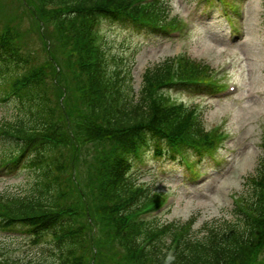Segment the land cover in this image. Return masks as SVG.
Masks as SVG:
<instances>
[{
	"label": "trees",
	"instance_id": "trees-1",
	"mask_svg": "<svg viewBox=\"0 0 264 264\" xmlns=\"http://www.w3.org/2000/svg\"><path fill=\"white\" fill-rule=\"evenodd\" d=\"M34 1L36 14L30 12L39 27L45 20L52 21L53 39L63 41L71 52L58 66L53 60L44 61V56L35 63V54L24 48L19 32L12 30L15 25L0 28V99L6 106H15L12 116L0 122V141H4L0 143V167L26 143L40 140L23 164L30 178L28 191L24 196L0 195L4 199L0 229L27 233L25 237L33 236V241L50 240L60 249V257L64 255V264H84L75 250L85 251L92 243L105 247L112 236L125 249L123 264H264V248L260 254L264 245V161L251 177L250 192L234 200L231 219L210 221L200 238L190 234L193 218L184 224L165 225L171 234L182 226L186 232L167 262L163 261V226L147 221L123 230L139 203L161 199L159 189L155 190L160 193H151L136 183L137 171L130 174L141 151L176 161L184 178L191 179L205 171L203 161L215 159L220 147V130L206 129L185 106H170V96L162 92L171 80L170 62L148 68L135 97L128 68L112 73L106 66L105 48L103 53L91 49L90 28L97 17L138 28L150 37L154 36L152 28L168 31L177 27L180 21L169 17L167 0L136 7L130 6L137 0H42L39 8ZM220 1L229 8L233 2ZM62 9L71 11L62 13ZM41 40L46 48L49 40ZM89 60L94 62L87 67ZM70 64L73 73L60 71V66L68 70ZM210 72L209 66L183 57L174 76L197 82L182 84L180 89L213 91L220 86L213 85ZM73 79L76 92L82 95L78 97L82 109L71 103L76 101ZM9 92L14 93L11 99L6 97ZM82 214L86 220L80 223L74 216ZM93 216L100 222L98 232ZM147 237L154 241L138 251ZM92 262L88 256L85 264Z\"/></svg>",
	"mask_w": 264,
	"mask_h": 264
},
{
	"label": "rangeland",
	"instance_id": "rangeland-1",
	"mask_svg": "<svg viewBox=\"0 0 264 264\" xmlns=\"http://www.w3.org/2000/svg\"><path fill=\"white\" fill-rule=\"evenodd\" d=\"M37 1L39 8L42 0ZM197 2L198 0H167L169 17H195V26L186 38L153 40L139 30H122L120 25L106 26L98 37V44L104 45L106 66L111 68V72L128 68L135 97L143 84L145 71L168 64L173 58L185 56L209 66L211 70L219 67L228 69L220 73L218 79L224 83L230 82V86L234 85L231 96L203 97L206 99L199 100L200 97H188L180 93L172 95L177 98L172 102L173 105L181 102L184 105H196L205 128L210 129L220 124L228 134L216 160L209 159L202 163V167L208 172V178L186 185L179 176L181 168L177 164L149 156L146 167H150L151 172L140 174L137 179V184H143V188L149 184L150 191L160 189L167 193L170 190L167 204L157 212L158 215L155 216V212L148 215H154L161 225L184 224L193 218L190 234L194 238H200L206 233L204 228L210 221L232 218V198L245 196L250 192L251 177L257 175L258 168L264 161V0L246 1L242 18L245 32L236 38H233L231 32L236 31L237 26H229L220 7L207 19L197 14L201 9ZM45 5L47 6L46 3ZM0 8V28L14 24L16 29L12 27V30L19 32V42H22L24 48H29L35 54V63L41 62V56H44V61L50 59L57 66L62 64V57L71 51L63 41L53 39L54 29L50 26L52 21L45 20L43 27H39L38 21L30 12L36 14L34 0H0ZM236 22L238 20L235 25ZM44 37L49 40L46 48L41 40ZM59 68L65 75L74 72L71 64L68 70L63 66ZM56 70L59 71L58 68ZM73 83V97L76 101L71 103H75V109L78 105L82 109L79 102L81 98H78L82 96L81 92H76L78 85L75 79ZM164 90L171 92V88ZM11 106H6L0 99V122L5 117L12 116L15 106ZM0 143L4 144V141ZM66 152L68 149L64 155L69 160ZM79 170L82 172V164ZM166 170L168 175L165 180H161L160 173ZM28 180L30 178H27L25 170L15 178L0 179V195L24 196L29 188ZM84 187L85 185L80 186ZM74 198L72 196L70 200L74 201ZM3 200L0 198V206L3 205ZM74 218L80 223L86 220L84 214L75 215ZM172 236L170 231L162 237L165 250L170 245ZM110 241V248L92 243L85 251H75L84 264L88 256L93 257V264H123L125 249L113 236ZM51 245L48 239L33 243L32 240L24 241L0 232V260L5 258L11 264H62L63 257L58 255L59 249L57 252Z\"/></svg>",
	"mask_w": 264,
	"mask_h": 264
}]
</instances>
